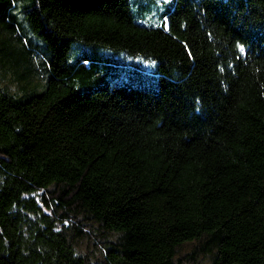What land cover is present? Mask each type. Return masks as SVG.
Returning a JSON list of instances; mask_svg holds the SVG:
<instances>
[{
    "label": "trees",
    "instance_id": "trees-1",
    "mask_svg": "<svg viewBox=\"0 0 264 264\" xmlns=\"http://www.w3.org/2000/svg\"><path fill=\"white\" fill-rule=\"evenodd\" d=\"M153 3L0 0V264H264V0Z\"/></svg>",
    "mask_w": 264,
    "mask_h": 264
},
{
    "label": "rangeland",
    "instance_id": "rangeland-1",
    "mask_svg": "<svg viewBox=\"0 0 264 264\" xmlns=\"http://www.w3.org/2000/svg\"><path fill=\"white\" fill-rule=\"evenodd\" d=\"M156 3L153 8L150 10H145L138 21L146 26L152 27H162L165 22H167V17L163 19L160 15L164 9V4L170 3L172 0H154ZM118 57L119 62L121 63L119 70V78L117 82L126 81L135 86H144L147 85L150 88L156 89L157 82L156 80V69L157 62L155 60H147L141 57H130L125 54L119 53L115 55ZM136 66L137 68H132L131 65ZM148 72L150 77L145 78L140 71Z\"/></svg>",
    "mask_w": 264,
    "mask_h": 264
},
{
    "label": "snow or ice",
    "instance_id": "snow-or-ice-1",
    "mask_svg": "<svg viewBox=\"0 0 264 264\" xmlns=\"http://www.w3.org/2000/svg\"><path fill=\"white\" fill-rule=\"evenodd\" d=\"M240 50H241V52H243V51H244V48H243V46H242V45L240 46Z\"/></svg>",
    "mask_w": 264,
    "mask_h": 264
}]
</instances>
